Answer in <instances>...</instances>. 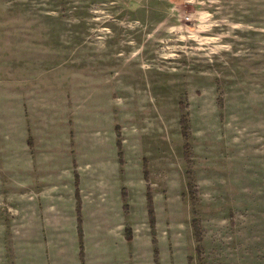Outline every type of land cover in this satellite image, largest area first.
I'll use <instances>...</instances> for the list:
<instances>
[{
	"label": "rangeland",
	"instance_id": "1",
	"mask_svg": "<svg viewBox=\"0 0 264 264\" xmlns=\"http://www.w3.org/2000/svg\"><path fill=\"white\" fill-rule=\"evenodd\" d=\"M72 1L87 2L93 39L126 40L88 56L103 95L86 128L134 179L122 194L136 241H157L153 264H264V179L254 165L250 184L240 159L262 146L264 0ZM5 195L0 170V264H19Z\"/></svg>",
	"mask_w": 264,
	"mask_h": 264
},
{
	"label": "crops",
	"instance_id": "2",
	"mask_svg": "<svg viewBox=\"0 0 264 264\" xmlns=\"http://www.w3.org/2000/svg\"><path fill=\"white\" fill-rule=\"evenodd\" d=\"M87 8L86 1L0 0V170L3 200L15 209L19 264L158 262L157 241H136L124 224L134 198L122 190L135 191L134 179L121 181L86 128L103 95L89 89L88 56L126 41L93 39ZM263 116L261 148L240 154L241 162L251 158L250 184L254 165L264 179Z\"/></svg>",
	"mask_w": 264,
	"mask_h": 264
},
{
	"label": "trees",
	"instance_id": "3",
	"mask_svg": "<svg viewBox=\"0 0 264 264\" xmlns=\"http://www.w3.org/2000/svg\"><path fill=\"white\" fill-rule=\"evenodd\" d=\"M192 188H194L193 187V185L191 186V189ZM151 204H152V199L151 198H149V206H151ZM152 207V206H151ZM150 217H151V226L154 228L155 227V224H156V219H155V212L153 211V209L152 208H150ZM193 224H194V226H195V229L198 231V223L195 221V222H193ZM201 242V239L200 238H198L197 239V243H200ZM198 250H200L201 248L200 247H198L197 248Z\"/></svg>",
	"mask_w": 264,
	"mask_h": 264
}]
</instances>
